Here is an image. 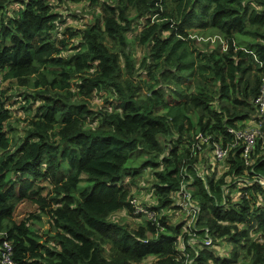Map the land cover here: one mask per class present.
<instances>
[{"label": "trees", "instance_id": "trees-1", "mask_svg": "<svg viewBox=\"0 0 264 264\" xmlns=\"http://www.w3.org/2000/svg\"><path fill=\"white\" fill-rule=\"evenodd\" d=\"M53 1L0 0V246L12 264H264V146L245 165L228 131L256 113L264 0H89L98 10L80 27L61 26ZM16 104L32 115L13 138ZM213 141L228 147L221 166ZM138 147L148 156L125 179L150 169L145 205L121 182ZM181 195L192 225L174 220ZM25 198L48 207L56 230L43 241L13 218ZM132 199L153 217L111 218L147 216Z\"/></svg>", "mask_w": 264, "mask_h": 264}, {"label": "rangeland", "instance_id": "rangeland-1", "mask_svg": "<svg viewBox=\"0 0 264 264\" xmlns=\"http://www.w3.org/2000/svg\"><path fill=\"white\" fill-rule=\"evenodd\" d=\"M55 4H58V9L62 12V16L64 18V22L61 26L69 25L74 27H80L84 26V24L88 23L90 21V15L92 13V10H98V5L89 4V0H80V1H74V0H54ZM166 6L168 9H172L174 7V3L170 0L165 1ZM100 4V3H99ZM18 4H13L10 7H17ZM196 30V29H192ZM195 33L199 34V36L202 35L200 31H195ZM209 39L212 41V45L216 46L219 43V37L218 35H211L209 34ZM236 39L244 38L243 34H236ZM241 44H245L246 41L242 39L240 41ZM199 45H202L201 42L198 41ZM13 85V84H12ZM7 86L6 82L2 83V87ZM12 92H18L22 90L20 87H11ZM94 101L103 103L105 96H99L97 93L93 95V97L90 99V101ZM168 99L167 97H165ZM20 102V101H19ZM38 100H35V105L38 103ZM21 104H16L12 109V118L9 120L12 130H9V135L11 137H17L22 136L24 133V127L27 125V121L31 117L32 114L29 115V112L23 113L22 110L19 109V106ZM19 109V110H18ZM33 113V112H32ZM195 119V117H193ZM246 125L249 128H255L259 127L258 123H255L252 120L245 121ZM20 139V138H19ZM127 154V161L125 163V168L122 175H121V182L124 181L126 177V172H138L141 167V163L146 159L148 156L147 153H145L140 147L134 149V150H125L124 151ZM209 161L217 164L218 166H221L222 163L216 162V160L213 157L212 151H210ZM152 181V176L150 173V169L148 167H145L142 170L141 176H136L134 181H128V177L125 179V182L128 184L130 191L132 194L141 202L142 205H145L146 203H152L154 201V197L151 195L149 191V186ZM38 186H40V192L45 198L47 199V203L49 204L48 207L54 206V200L50 199L53 197V191H52V184L45 179H39L38 180ZM85 185V182H82V184L79 186V189L82 190ZM186 200L183 199V195L180 196V199L178 201L179 204L183 205V209H186L188 207H185ZM191 206V205H189ZM48 207L45 208V210H41V208L38 206L36 202L30 199H23L20 201L14 210L13 218L14 220H20L22 218H30L29 221V228L30 230L36 234L37 238L40 241H43L48 238L49 234H52L55 232V227H50V220H49V214L46 212L48 210ZM192 207V206H191ZM177 211L176 215L174 216V220L177 222H182L185 218H188L186 220L187 224L192 225L194 212H191V216L189 214V210L186 209V212L184 210ZM36 214V217L31 218V215ZM186 215L188 217H186ZM144 217H147L146 215L138 216V214L135 213H128L125 210H121L118 212H115L111 215L112 219L118 220L120 222H126L127 224L131 226H135L136 222H140L141 220H144ZM225 249H228V245L225 246ZM147 260H150L148 258Z\"/></svg>", "mask_w": 264, "mask_h": 264}, {"label": "built area", "instance_id": "built-area-1", "mask_svg": "<svg viewBox=\"0 0 264 264\" xmlns=\"http://www.w3.org/2000/svg\"><path fill=\"white\" fill-rule=\"evenodd\" d=\"M1 74H0V88H1ZM254 103L256 105V113L254 117L251 119L255 123H258L259 127L249 128L248 126L243 129L237 128H228V131L232 134L233 140L230 143V147H238L240 150V156H242L245 165L250 164V159L252 156V152L255 148L256 143L261 141L260 147L264 146V83L262 84L260 91L257 97L254 99ZM197 137L201 138V140H205L204 136L200 134ZM228 150L227 148H223L219 142L213 141L212 146V154L214 159L222 160L223 156L226 154ZM260 184H264V178L261 177L260 180H257ZM189 199V197H187ZM130 202L134 205L135 212L143 211L147 214L148 218L153 217V213L145 210L141 207H135L136 202L134 199L130 200ZM191 206L192 203H190ZM208 242V241H206ZM12 253V245L7 240H3L0 246V260L2 264H12L10 255Z\"/></svg>", "mask_w": 264, "mask_h": 264}, {"label": "bare ground", "instance_id": "bare-ground-1", "mask_svg": "<svg viewBox=\"0 0 264 264\" xmlns=\"http://www.w3.org/2000/svg\"><path fill=\"white\" fill-rule=\"evenodd\" d=\"M264 83V78L262 79V84ZM262 84H261V86H262ZM261 88V87H260ZM260 91V90H259Z\"/></svg>", "mask_w": 264, "mask_h": 264}, {"label": "crops", "instance_id": "crops-1", "mask_svg": "<svg viewBox=\"0 0 264 264\" xmlns=\"http://www.w3.org/2000/svg\"><path fill=\"white\" fill-rule=\"evenodd\" d=\"M248 121V120H247Z\"/></svg>", "mask_w": 264, "mask_h": 264}, {"label": "water", "instance_id": "water-1", "mask_svg": "<svg viewBox=\"0 0 264 264\" xmlns=\"http://www.w3.org/2000/svg\"><path fill=\"white\" fill-rule=\"evenodd\" d=\"M264 178V177H263Z\"/></svg>", "mask_w": 264, "mask_h": 264}]
</instances>
